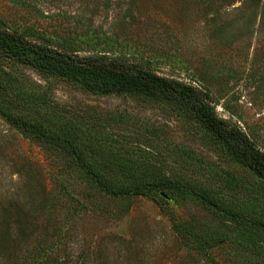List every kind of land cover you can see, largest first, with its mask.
Wrapping results in <instances>:
<instances>
[{
    "label": "rangeland",
    "instance_id": "1",
    "mask_svg": "<svg viewBox=\"0 0 264 264\" xmlns=\"http://www.w3.org/2000/svg\"><path fill=\"white\" fill-rule=\"evenodd\" d=\"M0 26L200 87L264 151V0H0ZM1 68L45 95L50 122L264 219V183L170 104L42 77L0 53ZM0 106L24 114L3 92ZM210 237L222 243L199 240ZM0 264H264V233L177 189L110 196L67 150L0 116Z\"/></svg>",
    "mask_w": 264,
    "mask_h": 264
},
{
    "label": "trees",
    "instance_id": "2",
    "mask_svg": "<svg viewBox=\"0 0 264 264\" xmlns=\"http://www.w3.org/2000/svg\"><path fill=\"white\" fill-rule=\"evenodd\" d=\"M0 53L42 77L69 79L101 93H127L170 104L192 118L231 158L264 183V151L240 127L217 116L208 92L200 87L160 76L141 62L103 54L81 55L61 45L54 46L47 40L32 38L2 26ZM0 92L15 98L24 112L14 113L0 106V116L35 137L67 150L88 178L106 194L144 196L152 190L177 189L194 197L208 209L264 233V219L253 218L245 210L228 205L212 190L187 181L173 180L159 171L149 169L151 166L148 161H144L141 156L142 159L135 157L133 151L112 145L105 138L87 136L72 125L52 123L42 117L38 111L48 102L45 95L25 91L21 83L2 68ZM103 165L121 168V172L109 173ZM199 240L204 245L212 240L215 245L222 243L214 237Z\"/></svg>",
    "mask_w": 264,
    "mask_h": 264
},
{
    "label": "water",
    "instance_id": "3",
    "mask_svg": "<svg viewBox=\"0 0 264 264\" xmlns=\"http://www.w3.org/2000/svg\"><path fill=\"white\" fill-rule=\"evenodd\" d=\"M161 195H162L163 197H165L166 199H168V196H167L166 194H164L163 192H161Z\"/></svg>",
    "mask_w": 264,
    "mask_h": 264
}]
</instances>
